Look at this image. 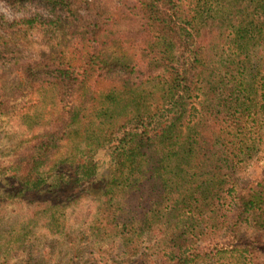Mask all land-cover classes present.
Wrapping results in <instances>:
<instances>
[{
	"label": "trees",
	"instance_id": "1",
	"mask_svg": "<svg viewBox=\"0 0 264 264\" xmlns=\"http://www.w3.org/2000/svg\"><path fill=\"white\" fill-rule=\"evenodd\" d=\"M0 1L20 12L0 16V117L27 92L51 105L0 162L23 217L0 264H264V0ZM35 27L67 52L23 50ZM38 225L59 258L35 256ZM81 236L112 252L85 263Z\"/></svg>",
	"mask_w": 264,
	"mask_h": 264
},
{
	"label": "rangeland",
	"instance_id": "2",
	"mask_svg": "<svg viewBox=\"0 0 264 264\" xmlns=\"http://www.w3.org/2000/svg\"><path fill=\"white\" fill-rule=\"evenodd\" d=\"M1 15L5 20L11 21L18 18L20 12L8 6L5 2L0 1V16ZM8 21L3 22V24H8ZM38 28L39 27L33 28V37L27 39L29 42L23 47V50L34 55L40 53L59 55V52H67L68 46L65 42L66 37L60 31L46 28L44 32H41ZM9 29L10 27L0 29V35L5 40L7 46H9L7 44L8 40H11L10 32H7ZM38 32L43 33V37H41ZM4 74L5 77L1 78V81H8V84H14V75L11 74L9 70H5ZM25 91L27 92V90ZM10 94H12V92H10ZM14 102H19L20 104L24 103L22 109L17 107L16 104H13L11 111H9L7 115L0 117V162H8L15 154L17 141L27 135L35 123L46 121L50 113L51 105L46 103L43 98H39L35 93L30 94V92H27L25 95L18 98V101L15 100ZM253 167L257 170L264 167V153H262L259 159L253 164ZM93 206L94 202L89 199L81 201L69 211L70 219L78 223L87 220L89 218L90 209ZM15 220H18L17 223L22 222L23 217L21 216L20 210L13 211L11 205L0 207V227H9L14 224ZM29 236L35 237L34 241L36 246L34 247V251L36 250L35 256L39 258L45 259L48 256H51L52 259L53 257L59 258L65 253L67 244L60 239L54 238L52 234L42 231L39 225L35 227L34 232L29 233ZM78 242L82 244L83 247L81 251L82 255L84 254V256L88 257L85 259V263H91L92 260L89 259H92L94 255L106 257V253H111L114 246L111 241L90 243L89 238L85 240L82 236Z\"/></svg>",
	"mask_w": 264,
	"mask_h": 264
}]
</instances>
